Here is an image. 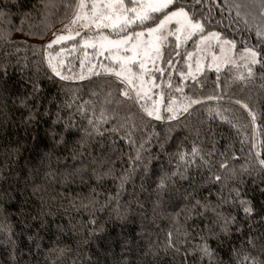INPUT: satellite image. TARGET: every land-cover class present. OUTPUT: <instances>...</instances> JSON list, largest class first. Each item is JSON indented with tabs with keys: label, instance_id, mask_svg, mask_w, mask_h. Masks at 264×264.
I'll list each match as a JSON object with an SVG mask.
<instances>
[{
	"label": "trees",
	"instance_id": "trees-1",
	"mask_svg": "<svg viewBox=\"0 0 264 264\" xmlns=\"http://www.w3.org/2000/svg\"><path fill=\"white\" fill-rule=\"evenodd\" d=\"M78 3L0 0V10L6 13L0 25L5 36L0 39V264H208L209 258L199 251L205 242L215 252L212 264H240L247 253L264 258V171L258 163L264 159V68L254 65L253 77L243 81L237 77H247L246 68L207 70L194 85L180 75L185 71L182 51L165 45L164 57L172 53L174 66L169 69L161 60L164 75L154 73L165 104L171 97L179 107L187 103L185 96L202 103L171 121L163 109L162 119L156 120L119 96L123 85L117 77L79 79L81 53L74 56L76 78L53 76L45 46L69 23ZM236 12L228 0L219 12L214 9L216 18L224 21L216 30L236 41V51L245 45L259 48L256 26L262 20H255L254 12L240 8L239 17ZM101 31L116 37L110 30ZM70 42L48 51L55 53ZM169 78L172 88L167 86ZM34 85L40 89L35 95ZM178 86L183 93L175 91ZM106 99L122 103L108 104ZM242 104L249 106L255 121ZM80 106L84 111L78 113ZM101 109L109 117L100 124L103 135L87 141L90 155L83 164L74 161L70 157L80 151L82 133L64 132L67 121L91 130L87 121L98 118ZM30 110L35 118L28 123ZM58 115L59 124L54 123ZM60 133L67 143H57ZM193 148L198 155H192ZM138 153L140 159L135 160ZM223 161L227 169L219 167ZM101 164V171L131 174L121 195H116L119 180L97 183L93 178V167ZM181 172L184 178L177 174ZM215 175H221L222 182L214 181ZM161 180L167 183L162 193L156 190ZM221 197L228 202L222 203ZM240 200L255 208L254 218L244 213ZM204 204L218 206L221 216L204 212ZM222 217H235L240 230L232 225L225 235ZM169 233L179 253L168 247ZM249 236L261 238L255 249L246 243Z\"/></svg>",
	"mask_w": 264,
	"mask_h": 264
},
{
	"label": "snow or ice",
	"instance_id": "snow-or-ice-1",
	"mask_svg": "<svg viewBox=\"0 0 264 264\" xmlns=\"http://www.w3.org/2000/svg\"><path fill=\"white\" fill-rule=\"evenodd\" d=\"M224 5V0H91L90 4L86 3L85 0H79V3L75 5L76 11L74 13L73 19L70 21V24L77 25L84 28L86 31L85 36H88V39H85L84 46L96 48L95 44L90 43L89 41L94 37H98L100 40L99 44V55H104L105 52L111 53L113 49L116 50L117 55L112 57L118 64L119 70L114 68L105 67L100 65L103 68L104 73L113 74L118 78L119 84L123 85L122 88L118 90L119 96L124 98V101L132 102L133 104L138 105L141 110L148 116L153 117L156 120L162 119L160 115L159 105L163 102V94L161 93V99L153 101L151 105L146 102L151 100L152 97L149 95V91L152 87H159L160 85L156 84L154 78L149 83V89L145 90L144 85L146 83L144 75L146 72L145 63L146 59L151 61L152 67L156 71L161 73V76L164 75L165 69L157 67V61L163 60L171 69L173 64V54L169 53L168 58L165 59L164 53L162 52V44L164 41L168 40L169 37H175L177 41L175 47L178 49L180 47V41L183 38V41L187 43L192 41L193 43L199 44L205 43V41L215 40L219 46L221 53L225 51V46L230 49H235L236 41L230 40L223 37L222 33L218 30L219 25L223 24L222 19H217L213 14L214 9L219 12L221 7ZM242 7L241 4L236 3L235 8L237 9L236 16H240L239 9ZM260 14L264 17V0H259ZM89 8L90 11L86 12L85 9ZM6 13L3 10H0V25L5 22ZM247 23V21H245ZM174 25L173 28L167 29L168 25ZM67 28L68 25H65ZM93 29L95 31H93ZM102 29L110 30V33H114L117 37L116 39H110L109 35H105ZM140 29V30H137ZM19 30V29H17ZM92 33V36H89V33ZM77 36H80L79 31L76 32ZM256 36L258 37V45L256 46H244L243 54L241 59L245 61L243 65L247 70V77L243 74L237 77V79L243 81L246 78L253 77V66L259 64L261 68H264V19L261 21V25L256 26ZM142 37H151L152 39L142 40ZM0 39H5L3 33H0ZM73 39L71 35L57 36L56 39L48 43L45 48L51 49L53 45L60 43L64 40ZM198 42V43H197ZM121 50L123 54L121 53ZM175 55H180L179 51L175 52ZM188 59L192 58V53H188ZM143 57V58H142ZM217 57L213 55V61ZM55 57L49 55L47 59L48 68L51 70L54 77H59L61 80L74 79L76 77L68 76L62 74L60 67L62 61L53 63ZM138 64L140 69V74L138 75L133 71V67ZM189 68L192 66L189 65ZM196 71H200L199 62L197 61ZM219 71V67H217ZM89 72L92 75L100 76V72H94L93 68H89ZM3 73L0 72V75ZM181 77L185 80L187 77L183 72L180 73ZM191 76L193 84L200 83L199 80L191 72L188 73ZM79 79H85L84 75H80ZM137 81L139 83H137ZM169 88H172L173 85L169 78L167 84ZM40 91L38 85L33 86V95ZM176 92L183 93L184 89L182 86L175 88ZM111 92L108 93L110 97ZM213 97H209L212 99ZM184 99L187 103H184L177 106L175 99L169 98V101L165 107V111L170 115L167 116L169 121L177 120L181 115L188 113L189 109L196 104L202 103L199 99H194L191 97L185 96ZM25 103V101H21ZM105 103L111 104L115 103L120 105L122 103L119 99H106ZM240 104V101H236ZM66 107H71V105H66ZM242 107L249 111V114L252 116L253 121H255V114L252 113L251 109L247 104H242ZM84 111L83 106H80L77 109V112ZM35 118V112H29L28 123H31ZM109 121V117L106 115V111L101 109L100 116L96 119L89 118L87 123L91 126V130L88 128L81 129L77 123H73L71 119L67 121L66 126L64 127V132H67L68 135H72V130L76 129L78 133H82L80 140L77 142L80 148V151L74 153L70 158L74 161L79 160L83 164L84 157L90 155L88 152V140H90L95 135H103L101 131L100 124H106ZM62 120L57 116V120L54 123H61ZM54 137L57 134H53ZM60 139L57 140V143H67L63 139V133L58 134ZM200 135V131L197 130V136ZM150 143V141H149ZM143 147V145H141ZM199 150L193 148L192 155H198ZM211 155V154H209ZM257 158H259V153H256ZM180 160H185V154L180 155ZM139 153L135 157V160H139ZM204 162L210 163V161L205 160L201 157ZM98 161L93 158L91 161L92 165H95ZM258 163L261 167V170L264 171V159H258ZM68 167V165H65ZM72 167L77 171L80 169L76 168V164H73ZM219 167L221 169H227V161L220 162ZM103 164L100 168L93 167L92 176L97 181V183H102L105 179L119 180V187L121 191L117 192V196L121 195L124 185L128 182L130 178V173L127 175L120 174L117 176L111 168L104 169ZM247 171V169H245ZM184 178L183 173H177ZM216 182H222L223 177L221 175H215L212 178ZM264 182V181H262ZM157 192L167 191V183L164 180H161L156 186ZM238 191V190H237ZM93 192L95 190L93 189ZM235 199V198H234ZM222 203H227L228 201L221 197ZM240 204L243 205L244 213L250 218H254L256 212L255 208L251 205L250 202L240 200ZM196 206L201 207L200 201H196ZM204 212L211 211L216 214L218 217L221 216L218 211V206L213 207L209 204H204ZM261 222L264 223V216L261 217ZM232 225H236L235 217H222L221 218V231L228 235L231 231ZM2 230V226H0ZM236 230L239 231V226L236 225ZM10 231V229H9ZM249 232H251V226L249 227ZM169 244L168 247L174 249L179 253V249L176 248L174 242H172V233L168 234ZM261 240L258 236H249L246 240V243L253 249L256 248L257 241ZM261 255H264V240L260 242ZM204 257H208V264H212V260L215 256V252L210 246L205 242L199 249ZM240 264H264V258L261 256H253L251 253H247L240 258Z\"/></svg>",
	"mask_w": 264,
	"mask_h": 264
},
{
	"label": "rangeland",
	"instance_id": "rangeland-1",
	"mask_svg": "<svg viewBox=\"0 0 264 264\" xmlns=\"http://www.w3.org/2000/svg\"><path fill=\"white\" fill-rule=\"evenodd\" d=\"M228 1L232 3L233 5H235L236 3L241 4L242 11H247L246 12L247 14L253 13V12L255 14L257 13L255 20L264 19V17H262L260 14L259 0H228ZM85 2L90 4L91 0L90 1L85 0ZM85 11L88 12L90 11V9L86 8ZM73 17L74 15L72 16L70 21L73 19ZM70 21L69 23H67L68 25L67 28L64 26L62 28L57 29L52 34L51 38H49V40L47 41V44L50 43L52 40L56 39V37L60 35H65V36L71 35L73 39H69V40H72V42L68 43L64 48L59 49L55 53L49 52L47 49V53H46L47 59L49 58V55H51L55 57V60H53V63L59 64V62L62 61L63 63L60 67L62 74L72 76V74H74L73 68L76 66V64L74 63V56L81 53L80 55L81 58L79 61L80 64L78 66L79 68L78 72H80L78 73V78L80 75H84L85 77L87 75H92L89 72V68H93L94 72H100L101 74H107V73H104V70L103 68L100 67V65H104L105 67L114 68L116 70H119L117 62L112 58L115 55H117L116 50L113 49L111 53L105 52L104 55H99L100 40L98 37H94L93 39L89 41L90 43L95 44L96 48L85 47L84 41L85 39L89 38L88 36L84 35L86 30L80 27L79 24L77 25L70 24ZM173 27L174 25L170 24L167 26L165 31ZM77 31L81 33L80 36L76 35ZM104 34L107 35L106 33ZM89 36H92L91 32L89 33ZM109 37L110 39L117 38V37H112L110 35ZM141 39L148 40L152 38L142 37ZM69 40H64L61 42H67ZM176 43L177 41L175 40V37H169L168 40L163 42L162 51L165 45L169 44L171 46V44L176 45ZM179 43H180V47L178 49L182 51V55H183L182 65L184 66V69H185L184 74L187 77V79H192L191 76L188 75L189 72H191L197 78L204 71H207V70L217 71V67H219V70L229 67V66L234 67L236 69L245 68L243 66L245 64V61L241 59L244 48L236 51L235 49H230L227 46H225V51L221 53L219 50V46L217 45V42L215 40L205 41V43L199 44V47H197V44L193 43L192 41H188L187 43H185L183 41V38L181 39ZM188 53H192L191 59H188V55H187ZM120 54H123L122 50ZM214 54L217 57L215 61H213ZM67 57H71V59L69 60ZM197 61L199 62V66H200L199 72L196 71ZM159 62L160 61H157V67H159ZM189 65H191L192 67L189 68L188 67ZM145 69H146V72L144 75V78L146 81L144 85L145 90L149 89L150 85L148 82L152 81L153 78H154L155 83L160 85V83H158L154 77L155 76L154 73L156 70L155 68L152 67L151 61L147 59L145 63ZM66 70H69V71L66 72ZM133 71L136 72L138 75L140 74V69H139L138 64L133 67ZM107 75L115 76L113 74H107ZM137 83L139 82L137 81ZM161 93H162L161 86L152 87L151 90L149 91V95L152 97V99L148 101H142V103L146 102L149 105H151L153 101H157L161 99V95H160ZM166 105L167 103L165 104L164 99H163V102L159 105L161 116H162L163 109L165 110Z\"/></svg>",
	"mask_w": 264,
	"mask_h": 264
}]
</instances>
